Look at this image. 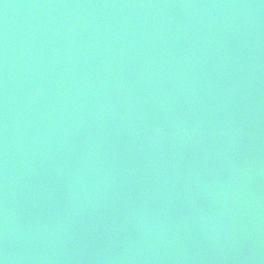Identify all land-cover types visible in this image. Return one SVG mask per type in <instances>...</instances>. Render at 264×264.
<instances>
[{"label":"water","instance_id":"1","mask_svg":"<svg viewBox=\"0 0 264 264\" xmlns=\"http://www.w3.org/2000/svg\"><path fill=\"white\" fill-rule=\"evenodd\" d=\"M0 264H264V0H0Z\"/></svg>","mask_w":264,"mask_h":264}]
</instances>
